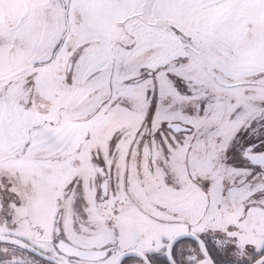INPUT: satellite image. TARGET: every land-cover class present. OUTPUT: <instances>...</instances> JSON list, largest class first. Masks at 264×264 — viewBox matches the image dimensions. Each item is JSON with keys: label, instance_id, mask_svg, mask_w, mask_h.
Masks as SVG:
<instances>
[{"label": "snow or ice", "instance_id": "obj_1", "mask_svg": "<svg viewBox=\"0 0 264 264\" xmlns=\"http://www.w3.org/2000/svg\"><path fill=\"white\" fill-rule=\"evenodd\" d=\"M0 264H264V0H0Z\"/></svg>", "mask_w": 264, "mask_h": 264}]
</instances>
